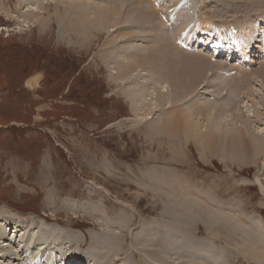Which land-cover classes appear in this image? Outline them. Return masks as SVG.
Returning <instances> with one entry per match:
<instances>
[{
  "label": "rangeland",
  "instance_id": "1",
  "mask_svg": "<svg viewBox=\"0 0 264 264\" xmlns=\"http://www.w3.org/2000/svg\"><path fill=\"white\" fill-rule=\"evenodd\" d=\"M60 1L42 0V5H34L36 10H26L22 1L0 0V218L23 220V223L28 222L25 225L44 220L62 231L56 245L43 238L47 250L39 252L42 246L37 242L34 250L26 251L20 261L11 258L0 263L50 264L34 257L37 251L48 259L55 256L59 262L79 257L81 261L86 260V264H92L88 260L103 255L107 237L112 240L115 237L119 254L109 262L130 264L133 248L129 245L128 232L133 234L136 227L133 224L129 231L120 233L116 229L118 222L130 218L138 225L140 220L150 223L154 218L172 219L165 212L166 208L174 207L185 188L199 190L204 203L214 199L226 206L241 207L245 217L257 215L264 219V190L255 183L260 179L264 188V155L256 156V161L247 155L242 166L236 165L230 157L226 164L212 154L211 149L202 152L195 141L184 136L171 141L151 135L150 123H139L136 117L139 114L144 117L146 107H143L144 112L133 114V103L126 94L128 85L124 87L110 80L106 66L110 52L105 46L107 35L91 31L94 33L89 38H81L78 31L67 28L69 21L59 23V18L64 17ZM103 1L109 6V1ZM157 2H161V8L156 10L163 12L161 19L167 22L164 33L158 35L155 30L153 36L160 41L161 35H171L173 38L165 43L169 51L170 47L181 46L176 42L180 35L175 34L177 25L174 23L180 25L178 15L190 9L189 5H193L192 15L198 16L200 25L186 22L182 26L186 34L182 41L188 43V47L189 43L192 45V38L204 36L201 28L210 23L208 18L219 24L220 29L229 23L236 31L252 23L251 20L264 18V6L250 9L253 0H247L245 6L239 2L235 5L237 9L244 7L239 11L229 10V15L225 16L218 15L220 11L217 13L223 5L213 7L209 0ZM130 3L133 9L134 4ZM198 26L201 34L195 35ZM262 29L264 22L258 27L259 31ZM259 31L256 37H260ZM224 33L228 42L234 40L232 35L229 37V31ZM246 34L245 29L243 35ZM199 39H194L199 43L191 49L181 47L190 53L204 50L209 38ZM212 53L210 50L205 54L211 56ZM228 55L229 52L219 55L221 63H229L225 62ZM230 58V67H236L238 59ZM129 66L130 71L134 70V63L130 61ZM258 66L255 63L251 68ZM262 71L264 68L260 66L257 72L264 74ZM144 78L150 81L148 73ZM247 84L250 88L249 80ZM254 84L255 80L252 87ZM155 113L156 119L160 113ZM137 173L150 183L137 184ZM179 184L185 188L181 190ZM172 188L180 190L177 194L171 192V197L164 194ZM193 207L198 208L196 213L201 218H210L211 206ZM109 224L114 227L110 228ZM198 228L197 232L201 230L204 235L205 227ZM42 235L43 231L39 237ZM219 237L226 240L222 232ZM5 250L14 254L8 246ZM233 262L251 264L241 257Z\"/></svg>",
  "mask_w": 264,
  "mask_h": 264
},
{
  "label": "bare ground",
  "instance_id": "2",
  "mask_svg": "<svg viewBox=\"0 0 264 264\" xmlns=\"http://www.w3.org/2000/svg\"><path fill=\"white\" fill-rule=\"evenodd\" d=\"M19 1H22L26 10H36L35 6L38 3L39 6L42 5V0H37V3H34V0ZM107 1L109 6L103 0H61L59 4L62 5L64 17L59 18V23L66 24L69 21L70 25L68 24L67 28L71 27L72 30L78 31L82 35L81 38H89L94 32H104L107 35L105 46L110 48V52L106 66L109 68L110 80L116 84H123L124 87L128 85L125 87L128 92L126 94L133 103L131 105L133 114H138L141 110L144 112L143 107H146L144 117L140 114L136 117H139L137 118L139 123H150L148 127L151 135H157L159 138L166 137L171 141L184 136L186 139L195 141L202 152L207 150L206 148L211 149L212 154L226 164L230 157H233L236 165L242 166L247 155L255 161L258 160L256 156L264 155V74L257 72L260 66L264 68L262 49L264 29L258 30L259 25L264 22L262 16L256 21L251 20L252 23L247 26H241L239 32L233 28V25H228L229 23L224 24L225 28L220 29L219 24L213 20L211 22L208 18L207 21L210 23L204 26L205 28H201L205 32L202 33L204 36H199L200 38L208 36V50L207 47L204 50H196L200 54H195L197 52L190 53L187 52L189 50L181 47H188V43L182 41L186 37L182 26L186 22L191 25L199 24L196 19L198 16L192 15L193 5H189L190 9H186L185 12H180V16L179 10L175 9L180 23V25L174 23L177 25L175 34L180 35L179 40L176 36V42L181 46L170 47L169 51L165 43L173 38L171 35H161L160 41L153 36L155 30L158 35L165 31L167 21L164 23L161 19L163 12L156 10L158 7L161 8V2L158 3V0ZM209 1V4L214 5L213 7L221 3L224 8L220 6L217 13L220 11L218 15L224 14V16L229 15L234 8L235 11L241 10L247 4V0ZM253 1L250 9L264 6V0ZM130 2L134 4L133 9L129 7ZM239 2L244 6L237 9L235 5ZM170 9L172 8H168ZM204 18L203 21H205ZM233 21L235 23V19ZM245 29L247 34L243 35ZM142 30H145L144 34ZM201 30L198 26L194 34ZM91 31L94 32L91 33ZM228 31L229 37L232 35L231 38L234 39H231V42H228V36L224 33ZM258 31L261 32L260 37H256ZM206 32L210 33L206 34ZM199 37H191L193 41L188 40L192 42V45L189 43V49L199 43L194 40L196 38L200 40ZM257 42H260V46L256 47ZM253 48L258 51H254ZM210 50L213 51L211 56L205 54ZM227 52L229 55L225 62L229 63L223 64L219 60V55ZM133 54L135 58L132 59ZM229 58H237L238 65L234 64L236 67L231 68ZM247 59H249L248 64L245 62ZM130 61L134 63L132 71L129 70ZM255 63L259 65L258 68H251ZM219 69L222 71H218ZM234 69L236 71H233ZM145 73L149 74V82L144 78ZM247 80L251 82V89ZM254 80L255 84L252 87ZM28 85L32 86V83L29 82ZM255 86L260 88L255 89ZM154 113L155 115L160 113L158 118H154ZM137 175L139 180L137 184L142 181L149 182L141 174L137 173ZM155 175L161 176L157 173ZM163 180L165 182V179ZM255 183L261 185V189L264 190L260 179L257 178ZM183 188L185 186L181 190ZM179 190L176 189L178 192ZM176 191L173 189L163 192L171 197L170 193L177 194ZM181 193L183 195L179 196L174 207L166 208L165 212L172 217L170 220L164 217L154 218L150 223L140 220L138 225L137 221L130 218L118 222L116 229L120 233L129 231L133 224L136 227L132 231L133 234L128 232L129 245L133 248L130 264L134 261H138L137 264H242L233 262L236 257H241L242 260L251 264H264V219L257 215L245 217L241 207L239 209L234 208L235 205L232 207L230 204L228 206L220 204L216 200L213 201L212 197L213 200L204 203L201 199L203 194L197 189L193 191L191 188H185ZM175 194L172 196L175 197ZM159 195L161 196V193ZM201 204L211 206L209 219H203L196 213L199 210L193 206ZM25 223L23 220L20 222V220L0 218V262L11 258L20 261L26 251L34 250L37 242H40L42 246L39 252H43L48 249L44 246L46 243L43 238L52 240L56 245L57 238L62 234L60 229L51 227L44 220L35 222L36 224L33 221H30L28 225ZM202 225L205 227L204 235L201 230L197 232L198 227ZM108 226L114 227L111 224ZM42 231L43 235L39 237ZM47 231L50 233L47 234ZM221 232L225 234L224 241L220 240ZM15 238L19 239L13 240ZM117 243L115 237L113 240L107 237L102 249L103 255L90 259L88 262L113 264L109 261H114L119 254ZM119 244L122 247V241H119ZM7 246L12 249L13 255L5 250ZM36 252L33 253L34 257L48 261L50 264H86V260L81 261L79 257L59 262L55 256L48 259Z\"/></svg>",
  "mask_w": 264,
  "mask_h": 264
}]
</instances>
